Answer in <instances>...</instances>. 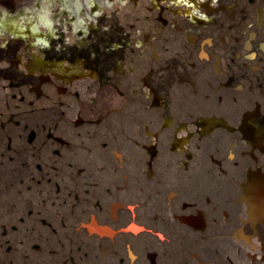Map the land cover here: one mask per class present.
<instances>
[{
  "label": "flooded vegetation",
  "instance_id": "obj_1",
  "mask_svg": "<svg viewBox=\"0 0 264 264\" xmlns=\"http://www.w3.org/2000/svg\"><path fill=\"white\" fill-rule=\"evenodd\" d=\"M0 264H264V0H0Z\"/></svg>",
  "mask_w": 264,
  "mask_h": 264
}]
</instances>
